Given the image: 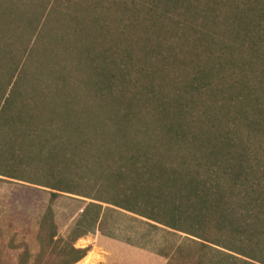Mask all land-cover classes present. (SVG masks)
Here are the masks:
<instances>
[{
	"label": "trees",
	"instance_id": "trees-1",
	"mask_svg": "<svg viewBox=\"0 0 264 264\" xmlns=\"http://www.w3.org/2000/svg\"><path fill=\"white\" fill-rule=\"evenodd\" d=\"M0 176L49 190L17 264L86 263L103 204L185 234L165 264H264V0H0Z\"/></svg>",
	"mask_w": 264,
	"mask_h": 264
},
{
	"label": "rangeland",
	"instance_id": "rangeland-1",
	"mask_svg": "<svg viewBox=\"0 0 264 264\" xmlns=\"http://www.w3.org/2000/svg\"><path fill=\"white\" fill-rule=\"evenodd\" d=\"M92 185L86 188L91 192ZM48 189L0 176V264H17L18 254L38 250L36 234L48 203ZM89 200L60 193L52 204L57 233L65 236ZM100 231L76 241L90 247L84 264H165V255L182 242L185 234L152 227L129 212L103 204ZM150 224H153L150 222ZM163 253V254H162Z\"/></svg>",
	"mask_w": 264,
	"mask_h": 264
}]
</instances>
